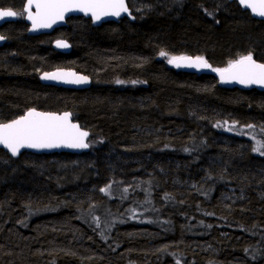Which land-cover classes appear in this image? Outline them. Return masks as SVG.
<instances>
[{"label": "trees", "instance_id": "obj_1", "mask_svg": "<svg viewBox=\"0 0 264 264\" xmlns=\"http://www.w3.org/2000/svg\"><path fill=\"white\" fill-rule=\"evenodd\" d=\"M127 4L133 22L75 20L62 35L69 55L27 39L16 50L23 71L0 85V102L10 113L36 104L29 79L42 66L88 76V92L47 108L73 112L91 150L0 151V264H264V93L159 55L224 68L252 52L264 63V22L229 0Z\"/></svg>", "mask_w": 264, "mask_h": 264}, {"label": "snow or ice", "instance_id": "obj_2", "mask_svg": "<svg viewBox=\"0 0 264 264\" xmlns=\"http://www.w3.org/2000/svg\"><path fill=\"white\" fill-rule=\"evenodd\" d=\"M240 3L251 8L252 12L264 17V0H240ZM35 8V11H33ZM80 11L91 14L94 21L105 16H120L128 12L125 0H27L23 12L31 21L33 31L50 28L58 20H63L68 12ZM22 13L11 8H0V19L17 17ZM4 37L0 36V40ZM57 47L67 48L64 41H57ZM161 57H168V63L179 67L210 68L219 74L222 82L236 81L240 84H258L264 86V63H258L252 52L241 55L238 59L229 60L227 67L213 68L203 56H169L161 50ZM45 80H63L66 83H86L87 77L78 76L73 72H45L41 77ZM118 83H122L118 81ZM135 83V82H133ZM71 113L57 114L40 112L30 109L26 114L10 122H0V145L7 148L12 156L19 154L22 148L51 149L59 147L83 149L88 148L86 138L89 133L81 130L80 126L70 119ZM248 127H253L248 125ZM261 145L255 150L260 151ZM264 155V153H261ZM110 188V186H109ZM107 192L108 188L101 189ZM179 264V262H177Z\"/></svg>", "mask_w": 264, "mask_h": 264}, {"label": "flooded vegetation", "instance_id": "obj_3", "mask_svg": "<svg viewBox=\"0 0 264 264\" xmlns=\"http://www.w3.org/2000/svg\"><path fill=\"white\" fill-rule=\"evenodd\" d=\"M26 2L27 0H15V4L13 6L0 4V8H5V9L11 8L14 11L22 13V15L17 16V17L4 18L0 22V36L4 37L3 40H0V67L3 68V72L8 71L6 76H3L0 73V85L3 84V82L5 80H8L9 78L15 79L18 77V76L10 77V74L19 75V73L23 71L20 68L22 63L18 60L16 61L17 56H18L16 50L19 47L23 48L25 46L24 43L27 42V40L33 41L32 42L34 44L33 47L44 50L45 56L47 55L54 56L55 53H58L61 55L71 54L70 53L72 50L71 44L67 40L62 38V35L65 32L71 31L72 28H75L76 30L80 26V23L75 20H78V19L81 21L83 20V17L71 16L64 20L65 26H62V25L56 26L50 33H47V34L33 35L30 33V25L26 22L27 13L23 12V8ZM57 41L67 42L70 50L68 52H59L57 50H54L53 46ZM40 42H42V44H39ZM59 69L68 70V71L71 70V71L76 72L77 74H82L69 67L67 68L63 66L62 68H59ZM59 69L57 68V65L55 64L52 67H49L46 69L43 68V66L35 69V75L33 79L30 78L29 81H31L32 84L36 87L37 95L39 97L37 99L38 101L36 102V104L28 105L26 107H21L20 109L15 110L11 113L9 112L7 107L0 102V122H10L11 120L19 118L20 116L24 115L26 112H28L30 109H33V108L41 112H50L47 107L52 108L55 106L57 94L68 96L69 94H72V93L88 92L91 89L90 87L87 90L81 91V90L57 88V86H54V85H41V74L45 72L47 73L53 72ZM46 94H50L49 101L47 99ZM67 112L73 115V112L71 111H67ZM7 113L14 114V115L11 117L5 118ZM53 113H63V112L57 111ZM88 143L90 146L89 141ZM90 150H91V147H90ZM60 154H65V153H60Z\"/></svg>", "mask_w": 264, "mask_h": 264}, {"label": "water", "instance_id": "obj_4", "mask_svg": "<svg viewBox=\"0 0 264 264\" xmlns=\"http://www.w3.org/2000/svg\"><path fill=\"white\" fill-rule=\"evenodd\" d=\"M229 2L237 3V5L241 8V10L247 11L250 14V16L253 20L264 22V17L258 16L255 13H253L251 8L242 5L240 3V0H229ZM125 3H126V6L128 8V12L121 13V15L118 17L117 16H105V17H102L101 20H99V21H94L91 14L86 15L85 13L80 12V11H72V12L66 13L63 20H58L50 28H41V29L33 31L31 28V21L26 19V22L30 25V33L33 35L47 34V33H50L56 26H60V25L65 26L64 20L68 17H71V16L83 17V19L89 20L93 27H101L102 25L107 24V23H111V22L118 23L120 20H122L124 18L133 22L135 18L133 17L131 9L128 7L127 0H125ZM33 10L35 11V8H33ZM3 19H0V22ZM53 49L57 50L59 52H68L70 50L69 47H67V48L57 47V42L54 44ZM193 58H195V57H193ZM258 63H260V62H258ZM172 66L177 71H180V72L185 73V74L198 75V76H201V75L213 76L219 82V84L223 87L238 89L241 91L256 90L258 92L264 93V86H261L258 84L244 85V84H240L236 81L222 82L220 80L219 74L212 71L210 68H194V67H179V68H177L175 65H172ZM57 71L76 73V72L71 71V70L68 71V70H63V69L55 70L53 72H48V73H54ZM43 74H41V77L43 76ZM76 75L87 77L88 78L87 82L77 84V83H66L63 80H45V79L41 78V85H54V86H57V88L73 89V90H81V91L87 90L91 87V78H89L88 76H85L83 74H77L76 73ZM63 113H57V114H63ZM70 119L73 123L78 124L76 121H74V118L72 115H71ZM80 128H81V130L87 131L89 133L88 137L86 138V143H88L89 138H90V132L88 130L82 128L81 126H80ZM0 150L5 152L11 159H17L20 156H22V154H24V153H30V154H35V155H51V154H56V153H65V154H70V155L82 156V155L88 154L90 152V146L88 148H83V149H75V148H67V147H59V148H51V149L22 148L20 150L19 154L16 156H12L11 152L7 148H5L3 145H0Z\"/></svg>", "mask_w": 264, "mask_h": 264}, {"label": "rangeland", "instance_id": "obj_5", "mask_svg": "<svg viewBox=\"0 0 264 264\" xmlns=\"http://www.w3.org/2000/svg\"><path fill=\"white\" fill-rule=\"evenodd\" d=\"M124 19H125V18H124ZM102 26H103V25H102ZM160 58H161V59L167 64L168 67L173 68L172 64H169V63H168V57H160ZM226 67H227V66H226ZM173 69H174V68H173ZM174 70H176V69H174ZM61 100H62V99L60 98L59 103H57V99H56L55 106H56V105H60ZM55 106H54V107H55Z\"/></svg>", "mask_w": 264, "mask_h": 264}]
</instances>
